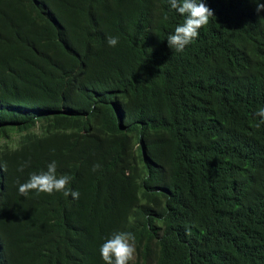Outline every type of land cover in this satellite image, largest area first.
<instances>
[{
    "label": "trees",
    "instance_id": "obj_1",
    "mask_svg": "<svg viewBox=\"0 0 264 264\" xmlns=\"http://www.w3.org/2000/svg\"><path fill=\"white\" fill-rule=\"evenodd\" d=\"M202 2L176 52L169 0H0V264H264V11Z\"/></svg>",
    "mask_w": 264,
    "mask_h": 264
},
{
    "label": "clouds",
    "instance_id": "obj_2",
    "mask_svg": "<svg viewBox=\"0 0 264 264\" xmlns=\"http://www.w3.org/2000/svg\"><path fill=\"white\" fill-rule=\"evenodd\" d=\"M256 3V12L264 11V4L259 0ZM172 9H175L181 16L185 17L184 23L178 25L174 33L167 38V45L176 52H182L195 38H197L199 29L209 23V18L213 16V11L208 8L202 0H169ZM107 43L110 47H115L118 39L108 37ZM261 118L260 123H264V108L256 113ZM259 127V125H257ZM99 165L94 166L95 171ZM56 162L53 161L47 166V171L39 174L33 173L29 180L19 185L21 196H28L30 192L52 194L53 192H63L65 196L71 195L73 198H79L78 191L69 192L66 186L69 183L68 176L57 178ZM23 169L21 168V171ZM135 236L132 233H116L110 239H107L100 248V254L105 264H129L135 253Z\"/></svg>",
    "mask_w": 264,
    "mask_h": 264
}]
</instances>
